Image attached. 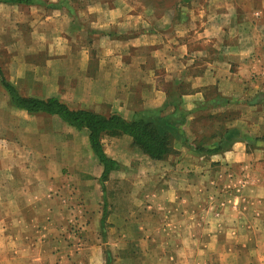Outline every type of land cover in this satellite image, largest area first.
Here are the masks:
<instances>
[{"label":"rangeland","instance_id":"374dc122","mask_svg":"<svg viewBox=\"0 0 264 264\" xmlns=\"http://www.w3.org/2000/svg\"><path fill=\"white\" fill-rule=\"evenodd\" d=\"M194 2L203 5L209 0H40L30 12L26 9L19 12L20 16L34 14L35 19H41L33 23V29L27 21L12 19L0 27V72L23 96L54 97L71 108L107 113L108 107L127 98L134 101L138 94L125 90L130 88L127 78L119 73L111 76L108 68L99 70L96 66L97 62L106 60L98 59L101 53L117 49L114 52L124 55L126 51L119 48L118 41L127 38L123 27L108 28L102 23L95 27L88 19L92 13L85 11L86 5L130 3L146 5L152 10L156 6L179 5V22H170L168 29L164 25H149L146 42L151 44L141 49H137L139 46L127 49L150 54L154 47L173 45L175 29L179 30L181 41L186 39L184 34L197 29L189 11ZM162 12H152L153 17L159 18ZM45 17L49 18L45 21ZM260 25L264 26L263 18ZM137 27L140 26H135L134 32L138 31ZM235 29L230 31L232 35ZM259 53L261 62L257 67L263 69L264 44ZM262 71H258L259 75L264 74ZM167 86L170 89L165 93V101L168 97H178L181 102V91L173 90V83ZM245 94L249 95L244 99L233 95L220 104L198 108L197 117L190 124L184 123L180 134L170 142L169 154L161 160L147 157L130 138L105 135L103 148L116 150L120 168L108 175L104 190L98 180L93 182L77 172L83 164L88 167L99 164L87 146L86 132L66 126L55 115L20 112V122L27 123L28 115L37 119L21 128L26 132L33 129V133H28L27 146L24 147L25 138L16 141L0 138V149L7 151V155L11 151L20 159L25 155L26 159L19 164H42L52 170L51 188L46 187L44 193L45 200L52 201L51 205L33 204L30 260L34 264H264V230L238 231L236 226L251 223L253 211V218L258 216V225L264 227V157L257 154L252 157L254 161L243 162L242 168V164H232L221 170L219 165L206 166L209 161L203 157L204 152L196 151L199 147L212 146L217 140L213 135L218 136L225 130L234 132L228 148L241 137L247 141V152L264 148V91ZM216 95L221 96L214 87L208 88L201 103H210ZM5 101L8 105V95L0 85V107ZM241 114L245 123H249L243 128L239 122L235 125ZM5 129L0 125V132ZM21 147L23 151L18 150ZM166 181L169 186L172 181L198 184L190 204L194 210L190 231L185 217L180 229L177 228L178 221L173 215L177 205L172 206L171 200L160 203L162 197L167 198L163 192ZM239 185L244 187L238 188ZM168 194L170 198L172 193ZM237 196L254 200L239 205ZM35 199L40 200L39 193ZM239 208L246 210L242 221L235 216L242 215ZM3 210L0 206V226L2 222L17 223ZM7 232L5 236L0 232V261H10L16 255L10 247L19 242V231ZM5 245L8 246L5 248Z\"/></svg>","mask_w":264,"mask_h":264},{"label":"crops","instance_id":"0c3cea01","mask_svg":"<svg viewBox=\"0 0 264 264\" xmlns=\"http://www.w3.org/2000/svg\"><path fill=\"white\" fill-rule=\"evenodd\" d=\"M32 1V4H18L0 0V27L2 28L4 24H8L11 19L27 21L29 25L31 24V27L34 22L41 20L40 18L38 20L35 19L34 14L33 16L28 14L20 16L19 14L21 9H26L30 12L40 3V0ZM180 9V6L175 3L167 7L156 6L153 10L146 5L130 3H95L86 5L85 11L92 13L88 19H91L90 22L95 27L99 23L107 25L108 28L123 27L125 30L122 32L127 38L123 42L118 41L119 48L123 47L126 51L124 55L114 52L117 49L107 51L105 54L101 53L102 56L98 57V59H106L104 62H108L99 61L96 66H99V70L108 68L107 71L111 76H116L117 73L120 76H124V79L127 78L125 80L128 82V86H130L129 89L125 90L138 94V96H135L134 101L130 100L133 98L132 93L130 101L127 98V100L125 99L117 103V105L115 103L113 106L108 107L107 113L95 112L104 115L117 113L124 119H130L135 111L161 107L165 101V93L170 89L167 86L169 83H173V90L178 89L181 91L180 106L188 111L196 108L202 102L206 96L207 89L210 87H214L221 97L229 98V96L234 95L238 99H244L246 95H249L245 94V92L254 94V92L264 91V74L259 75L258 73L260 70H263L262 72L264 73V67H262L263 69L257 67L259 61L261 62V57L259 56L261 54L259 53L260 46L264 44V26L261 27L260 25V20L264 19V0H209L207 4L203 5L194 2L190 5L189 11L192 15L191 18L195 20L197 29L184 34L183 39L186 38L184 41L179 40V30L175 29L174 31L177 33L172 34V39L174 40L172 41L173 45L170 44V47L166 44L160 49L154 47V51L150 54L147 51L139 52L136 49L130 52L127 51L129 46L135 48L139 46L137 49H141L147 44H151L146 42L147 33L149 32L147 28L151 25H164L168 29L170 22H179L180 14L178 15V13ZM162 11L169 14L164 15ZM152 12H162V14L159 18H157L158 16H154V18ZM209 13L211 14L209 15ZM47 18L49 17H45L44 20L46 21ZM151 18L155 20H151ZM78 19L79 17H77ZM138 25L140 26L136 29L138 31L134 32L135 26ZM174 27L172 25V31ZM233 28H236L234 35L230 33ZM127 33L128 35H126ZM193 43L197 47H191L190 44ZM126 81H124V84L127 85ZM184 85L187 86L185 90ZM120 86L123 87V84ZM115 90L124 91L123 88H115ZM30 97L40 98L36 96ZM120 103H122L121 106ZM0 108V125L6 128L3 133L2 131L0 132V138L4 141L23 140L25 138L26 145L24 144V147H26L27 139H30V134L28 133H33V129L26 132V130L23 131L21 128L32 125L33 122L37 121L36 117L28 115L26 118L27 123H24L20 122L18 116L20 112L26 111L13 107L9 103L7 105L6 101L2 103ZM170 110L171 108H167V111ZM199 112V110H195L190 113L187 116L186 123L190 124ZM23 120L25 121V119ZM237 122L241 124L242 128L248 123V121L245 123L243 114L237 117L236 126H238ZM254 124L256 125V122ZM66 126L68 125L66 124ZM251 130H254L253 127ZM77 131L86 132L85 140L90 149L87 131ZM122 136L128 140L130 138L127 135ZM246 144L247 141L241 137L240 141L233 143L230 148L223 152L203 155L209 161L206 166L212 167L214 165L215 167L219 165L218 167L223 170L232 164H242L240 166L242 168L245 165L243 162L247 160L254 161L255 155L261 154L264 157V148L247 152ZM18 150L23 151L24 148L21 147ZM6 152L3 151V148L0 149V206L4 209L3 212L6 215L9 214V218L13 222L17 221V223L2 222L0 232L2 236H5L8 233L7 230L16 231V233L19 231L17 233L19 242L11 244L10 247V250L16 255L10 261H2L1 259L0 264H34L30 260V256L33 254L31 252L33 243L30 236L33 234L31 228L34 227L31 221L34 222L35 218L33 204L51 205L52 201L49 199L46 201L44 193L46 187L51 188L50 178L52 170L49 166L42 164L35 166L33 164L31 166L19 164L22 159H26L25 155L21 156L20 159L16 154H12L11 151L8 152V155ZM104 152L109 157L120 162V156L116 154L115 149H104ZM179 164L180 166L183 165L181 162ZM184 164L189 167L193 166L189 163ZM246 165L250 167V165ZM86 166L83 164L78 169L77 172H79L80 177L91 179L93 182L98 180L99 182L102 171L101 165ZM174 167L176 168V166ZM115 171L112 170L109 176L115 174ZM35 172H38V174H35ZM35 175H37V179L34 178ZM197 185L196 181H185V183L172 181L170 186L167 181L165 183L163 192L167 193V198L162 197L160 203L166 204L171 200L173 202L172 206L177 205V211L173 215L174 219L178 221V229H180L179 226L181 227L184 217L189 220L187 231H190L189 228H192L194 224L192 217L194 210L190 208V204L193 203L192 198L195 195L193 191H196ZM243 187L244 185L238 186V188ZM170 192L172 196L169 198L168 193ZM36 193H39V201L35 199ZM248 200H251L252 203L254 199H248L247 197L244 199L239 196L236 204L242 205ZM236 211L238 212V210ZM239 212L242 215H235L236 220L242 221L246 210L243 211L239 208ZM252 213L254 214L253 211ZM253 214L251 223L242 224L240 227L236 225L238 231H260L261 228L264 230V227L257 223L258 214L254 218ZM1 220H4V215ZM7 246L5 245L4 247L6 248Z\"/></svg>","mask_w":264,"mask_h":264},{"label":"trees","instance_id":"16d2710c","mask_svg":"<svg viewBox=\"0 0 264 264\" xmlns=\"http://www.w3.org/2000/svg\"><path fill=\"white\" fill-rule=\"evenodd\" d=\"M18 4H32V0H3ZM0 85L8 95L9 104L25 110L30 114L43 113L59 117L68 126L76 130H86L87 140L92 154L97 158L102 167L99 177L100 188L104 190V181L112 170L120 168V164L109 157L103 149L102 138L105 135H127L133 144L152 160L164 159L170 152V142L177 137L186 122L187 116L195 110L206 105H217L227 98L214 96V99L199 104L188 111L180 106L177 98L167 99L161 107L135 111L130 119H124L117 113L104 115L85 108H71L63 101L50 97L46 99L26 97L21 95L17 88L8 82L0 72ZM171 107L170 111L167 108ZM233 131L225 130L212 138L217 140L207 148L199 147L196 151L204 154L219 153L228 148ZM228 141V142H227ZM226 143V144H225ZM252 143H248L250 145Z\"/></svg>","mask_w":264,"mask_h":264}]
</instances>
